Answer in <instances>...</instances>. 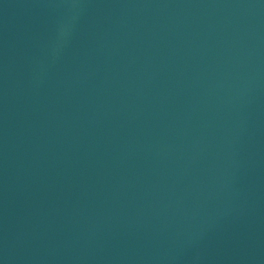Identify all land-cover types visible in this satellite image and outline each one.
Here are the masks:
<instances>
[{"label":"water","instance_id":"water-1","mask_svg":"<svg viewBox=\"0 0 264 264\" xmlns=\"http://www.w3.org/2000/svg\"><path fill=\"white\" fill-rule=\"evenodd\" d=\"M0 264H264V0H0Z\"/></svg>","mask_w":264,"mask_h":264}]
</instances>
